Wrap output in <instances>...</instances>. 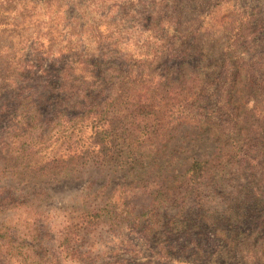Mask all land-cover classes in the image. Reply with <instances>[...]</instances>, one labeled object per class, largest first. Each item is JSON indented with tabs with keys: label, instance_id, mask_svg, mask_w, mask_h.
Here are the masks:
<instances>
[{
	"label": "rangeland",
	"instance_id": "obj_1",
	"mask_svg": "<svg viewBox=\"0 0 264 264\" xmlns=\"http://www.w3.org/2000/svg\"><path fill=\"white\" fill-rule=\"evenodd\" d=\"M253 10L256 20L262 19L264 0H0V201H17L2 208L0 223L33 242L34 264L38 259L42 264H264V142L255 143L256 168L245 166L252 171L237 172L238 165L225 160L196 186L177 180L156 200L148 174L132 180L86 166L20 177L10 175L15 164L3 163L5 140L17 134L16 101L28 96L30 87L45 94L43 84L58 79L86 85L92 79L111 84L171 79L178 94L181 80H196L188 99L204 110H196L187 123L199 121L204 111L213 114L226 105L212 82L222 77L218 55L224 35L240 20L249 21L245 16ZM185 20L197 23L201 53L184 62L166 59L179 50L172 23L183 32ZM241 57L259 79L264 32ZM112 96L105 91L100 101ZM246 102L250 109L253 102ZM199 126L190 133L195 138L206 132L209 140L189 152L179 149V160L172 159L174 173L181 174L194 158L211 157L220 146L211 125ZM97 211H102L99 219H86ZM9 259L12 264L22 258Z\"/></svg>",
	"mask_w": 264,
	"mask_h": 264
},
{
	"label": "trees",
	"instance_id": "obj_2",
	"mask_svg": "<svg viewBox=\"0 0 264 264\" xmlns=\"http://www.w3.org/2000/svg\"><path fill=\"white\" fill-rule=\"evenodd\" d=\"M254 13L255 10L245 16L250 17L249 21H237L238 26L224 35L223 48L218 55L222 77L212 82L217 86L219 97L224 95L226 105L213 114L204 111L203 117L191 123L192 126L187 122L195 119L196 110H204L195 99H188L196 80L193 84L181 80L184 94L176 92L177 85L171 79L141 84H137L136 79H123L116 84L92 79L87 85L58 79L56 83L43 84L45 94L30 87V94L16 101L17 134L7 138L8 143L4 144L6 157L3 163L16 165L10 175L40 178L60 169L86 166L122 172L124 177L132 180L142 181V175L148 174L153 182L151 190H154L150 196L156 200L162 196V191L171 190L177 180L187 179L189 186H196L225 160H233L238 165L237 172L252 171L258 156L255 143L264 142L261 137L262 133L264 135V73L258 75L259 79L253 78L241 55L264 32V17L256 20ZM172 24L178 30V35L173 37L179 41V50L166 59L184 62L200 54L203 39L200 32L194 30L197 23L185 20L183 32L179 31L180 24ZM182 33L186 35L182 36ZM208 81L206 79V83ZM139 89H143V93ZM88 90L96 91L97 97L91 96L90 92L87 95ZM105 91L112 92L113 96L101 102ZM197 99L199 101V96ZM246 101L253 102L250 109H247ZM199 124L211 125L209 127L216 130L215 140L220 146L211 157L194 158L181 174L174 173L172 159L179 160V149L185 148L189 152L195 143L209 140L206 132L195 138L194 131L190 133V130L200 128ZM178 131L183 136H178ZM172 140L181 142L171 144ZM244 141L246 143L242 144ZM248 163L252 169L245 167ZM9 201L4 204L0 201V213L5 211L2 208L17 204L12 198ZM239 210L236 206L238 218L242 215ZM100 212L87 214L86 219H99ZM113 214L109 212L110 217ZM12 230L0 223V264H10V256L22 258L14 261L16 264H34L33 242L19 239ZM35 262L42 264L43 260Z\"/></svg>",
	"mask_w": 264,
	"mask_h": 264
}]
</instances>
